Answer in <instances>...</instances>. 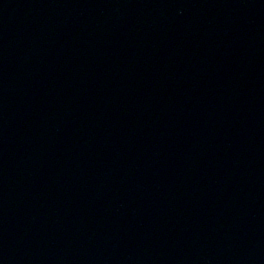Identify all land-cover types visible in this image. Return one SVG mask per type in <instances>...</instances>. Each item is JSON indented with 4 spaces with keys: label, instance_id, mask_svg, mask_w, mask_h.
<instances>
[{
    "label": "water",
    "instance_id": "95a60500",
    "mask_svg": "<svg viewBox=\"0 0 264 264\" xmlns=\"http://www.w3.org/2000/svg\"><path fill=\"white\" fill-rule=\"evenodd\" d=\"M0 264H264V0H0Z\"/></svg>",
    "mask_w": 264,
    "mask_h": 264
}]
</instances>
